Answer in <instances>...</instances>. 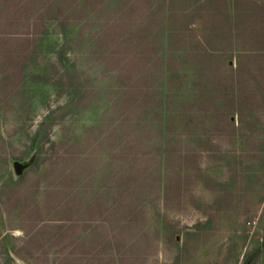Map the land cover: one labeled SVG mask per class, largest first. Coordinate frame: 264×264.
<instances>
[{
	"label": "rangeland",
	"instance_id": "obj_1",
	"mask_svg": "<svg viewBox=\"0 0 264 264\" xmlns=\"http://www.w3.org/2000/svg\"><path fill=\"white\" fill-rule=\"evenodd\" d=\"M0 264H264V0H0Z\"/></svg>",
	"mask_w": 264,
	"mask_h": 264
},
{
	"label": "water",
	"instance_id": "obj_2",
	"mask_svg": "<svg viewBox=\"0 0 264 264\" xmlns=\"http://www.w3.org/2000/svg\"><path fill=\"white\" fill-rule=\"evenodd\" d=\"M14 165H15L16 172L18 174H21L23 172V164L19 160H16L14 162Z\"/></svg>",
	"mask_w": 264,
	"mask_h": 264
}]
</instances>
